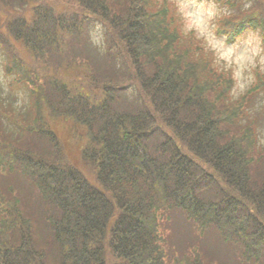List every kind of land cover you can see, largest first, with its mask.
<instances>
[{
	"label": "trees",
	"instance_id": "obj_1",
	"mask_svg": "<svg viewBox=\"0 0 264 264\" xmlns=\"http://www.w3.org/2000/svg\"><path fill=\"white\" fill-rule=\"evenodd\" d=\"M38 1L0 23V264H264V65L235 93L171 0ZM211 1L264 47V0Z\"/></svg>",
	"mask_w": 264,
	"mask_h": 264
},
{
	"label": "rangeland",
	"instance_id": "obj_2",
	"mask_svg": "<svg viewBox=\"0 0 264 264\" xmlns=\"http://www.w3.org/2000/svg\"><path fill=\"white\" fill-rule=\"evenodd\" d=\"M171 1L176 7L174 8L172 4L169 6L175 11L174 20L182 24L185 32L193 30L196 35L204 41L205 47L212 50V56H214L217 63L220 65L226 64L232 69L231 73L234 77L235 93L242 92L246 86L255 80V69H259L264 65V47L259 35L260 32L256 29H252L250 25L247 24V31L242 32L233 41L228 42L225 39L227 36L218 35L212 26L215 16L226 11L225 7H221V5L211 0ZM25 2L24 7L22 3L14 6V10L11 11V13L0 9V23L8 20L7 17L9 15L12 16L14 13H21L25 10L23 16H25L26 23H28L27 25H31V22L35 18V11L37 10L35 8L41 2L38 0H25ZM50 3L53 10L59 12L58 17H62L65 12L69 11V4H63L58 0H51ZM69 16L72 17V13H70ZM27 25L24 27H27ZM3 27L4 28L1 29L2 31L6 29L5 26ZM101 34L98 31L92 34V41L101 44ZM11 42L14 47L20 48L21 44L18 43V41L11 39ZM5 73L0 58V92L4 96L9 93L8 82L5 81ZM13 91H16V86H13ZM23 91L24 89L16 92L17 99L14 103L20 104L21 101L27 99V95ZM63 131L59 130L58 134H62ZM78 146L81 147V145ZM221 254L228 257L225 253L221 252Z\"/></svg>",
	"mask_w": 264,
	"mask_h": 264
}]
</instances>
